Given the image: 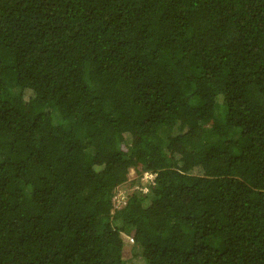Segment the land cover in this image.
Returning <instances> with one entry per match:
<instances>
[{
	"label": "trees",
	"instance_id": "obj_1",
	"mask_svg": "<svg viewBox=\"0 0 264 264\" xmlns=\"http://www.w3.org/2000/svg\"><path fill=\"white\" fill-rule=\"evenodd\" d=\"M0 264H264V0H0Z\"/></svg>",
	"mask_w": 264,
	"mask_h": 264
},
{
	"label": "rangeland",
	"instance_id": "obj_2",
	"mask_svg": "<svg viewBox=\"0 0 264 264\" xmlns=\"http://www.w3.org/2000/svg\"><path fill=\"white\" fill-rule=\"evenodd\" d=\"M153 179L152 176L150 175H147L145 174L143 176V178L141 179V185H135L132 189L130 190H126V195L122 194V193H119L117 198H118V203L120 204H123L127 197L133 193V190H136V189H140V188H143L144 191H146V187H148V183H150V181ZM126 248L124 250V258H128L130 256V253H131V245H132V241L130 239H128V237L126 238Z\"/></svg>",
	"mask_w": 264,
	"mask_h": 264
},
{
	"label": "built area",
	"instance_id": "obj_3",
	"mask_svg": "<svg viewBox=\"0 0 264 264\" xmlns=\"http://www.w3.org/2000/svg\"><path fill=\"white\" fill-rule=\"evenodd\" d=\"M119 194V193H118ZM118 196V195H117Z\"/></svg>",
	"mask_w": 264,
	"mask_h": 264
}]
</instances>
